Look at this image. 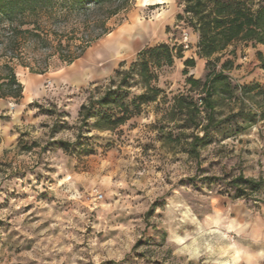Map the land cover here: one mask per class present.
<instances>
[{"label": "clouds", "instance_id": "1", "mask_svg": "<svg viewBox=\"0 0 264 264\" xmlns=\"http://www.w3.org/2000/svg\"><path fill=\"white\" fill-rule=\"evenodd\" d=\"M0 264H264V0H0Z\"/></svg>", "mask_w": 264, "mask_h": 264}]
</instances>
